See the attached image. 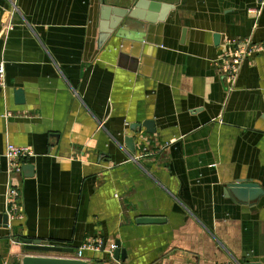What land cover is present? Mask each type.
Listing matches in <instances>:
<instances>
[{"label": "crops", "instance_id": "0c3cea01", "mask_svg": "<svg viewBox=\"0 0 264 264\" xmlns=\"http://www.w3.org/2000/svg\"><path fill=\"white\" fill-rule=\"evenodd\" d=\"M137 1L0 0V154L35 152L22 174L0 162V215L12 186L24 217H0V264L41 255L23 240L72 257L98 238L126 257L94 264H264V51L233 87L214 65L227 38L264 50L262 0H156L155 22L147 9L102 41L103 6Z\"/></svg>", "mask_w": 264, "mask_h": 264}, {"label": "built area", "instance_id": "2783aa9c", "mask_svg": "<svg viewBox=\"0 0 264 264\" xmlns=\"http://www.w3.org/2000/svg\"><path fill=\"white\" fill-rule=\"evenodd\" d=\"M262 7H264V0H262L261 8L249 9V13L256 17H259L261 14ZM12 30V26L8 25L5 28L4 33ZM263 47L260 43H254L250 39H232L227 38L225 40V49L220 53L217 60L214 61V65L216 67L217 72L224 77L225 81L233 87L236 83L241 67L244 61L260 52H263ZM0 86L5 87V67L3 64H0ZM10 115V114H9ZM35 157V152L32 148L27 146H17L13 144H8L3 153L0 154V162L1 160H5L10 173H23L24 163L26 161ZM20 191L12 186L8 188L6 194V201L10 207V211H8L9 220H23L24 217L21 213V206L19 204L20 200ZM117 249L115 244L110 245L106 249V244L103 239L98 238L95 240H87L85 241L81 247L78 249L77 253L72 257H64V258H73L85 260L84 255L86 252L92 253H100L103 251H107L113 254ZM38 256H50L52 255H38Z\"/></svg>", "mask_w": 264, "mask_h": 264}, {"label": "water", "instance_id": "95a60500", "mask_svg": "<svg viewBox=\"0 0 264 264\" xmlns=\"http://www.w3.org/2000/svg\"><path fill=\"white\" fill-rule=\"evenodd\" d=\"M105 2V1H104ZM159 7V3L156 0H138L132 9L127 8H118L104 5L102 8V23H101V39L102 41L107 39L111 33H113L118 27L122 29L128 28L132 25L134 19H143L144 12L147 9H150L148 21H153L154 17L152 12ZM166 6L164 9H168ZM162 15L159 18V21L164 20ZM217 39H219L217 37ZM19 93H21L19 91ZM147 128L148 133H155L154 123L152 121H147L143 124ZM126 145L131 152L135 151V139L128 137L126 140ZM32 170L31 165H24L23 171ZM237 193L246 196L245 194L251 193V196L261 192L260 187L257 184L251 182H237L235 185H230ZM257 196V195H255ZM254 198V197H253ZM251 198V199H253ZM3 217L4 225L8 223L7 215H0ZM139 224H155L160 223L161 219L159 218H141L137 221ZM24 244L28 245L29 248L33 251L40 253H61L65 250L60 247L46 246L43 245L40 241L32 240H23ZM117 249L115 251V259L122 261L125 260L126 251L121 248L119 242L116 243ZM20 264H94L89 260H80L73 258H64V257H50V256H38V255H28L24 256Z\"/></svg>", "mask_w": 264, "mask_h": 264}, {"label": "rangeland", "instance_id": "374dc122", "mask_svg": "<svg viewBox=\"0 0 264 264\" xmlns=\"http://www.w3.org/2000/svg\"><path fill=\"white\" fill-rule=\"evenodd\" d=\"M36 253H38V254H39L40 252H36ZM41 254H51V253H41Z\"/></svg>", "mask_w": 264, "mask_h": 264}]
</instances>
